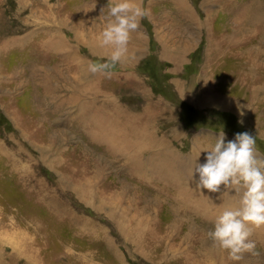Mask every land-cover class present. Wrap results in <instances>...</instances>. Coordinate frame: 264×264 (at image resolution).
Segmentation results:
<instances>
[{
    "label": "rangeland",
    "instance_id": "374dc122",
    "mask_svg": "<svg viewBox=\"0 0 264 264\" xmlns=\"http://www.w3.org/2000/svg\"><path fill=\"white\" fill-rule=\"evenodd\" d=\"M184 2L192 13L178 16L175 0H142L149 14L131 33L126 59L105 76L89 72L88 64L110 52L91 53L92 46L102 48L97 36L109 0H0V264H34L39 257L53 264H181L184 258H196L202 226L198 213L186 218L189 207L184 204L196 205V194L185 193L196 190L186 162L213 144V134L221 130L226 140L237 132L255 135L257 155L264 156V30L253 20L263 0ZM240 11L246 18L237 25L233 18ZM84 17L88 19L81 24ZM238 26L244 31L235 33ZM56 30L68 45L55 55L39 50L49 38L57 39ZM216 35L239 41L234 49H220L227 55L218 63L212 62L208 45ZM170 41L188 46L178 64L161 56L163 43ZM133 47L138 51L130 52ZM250 62L258 65L252 83L242 79ZM205 74L216 93L231 100L226 102L229 107L197 103ZM72 78L87 88V95L69 101L76 92ZM93 89L99 97L92 95ZM82 107L85 113L79 112ZM145 107L150 112L160 108V115L149 122L154 134L145 136L141 146L131 141L132 155L109 156L104 144L86 137L97 132L93 114L103 113L99 123L106 127L111 109L120 108L121 124L122 119L137 122ZM126 112L133 117L127 119ZM28 128L39 134L30 138ZM49 132L52 138L46 140ZM205 151L200 154L205 156ZM40 153L46 159L39 161ZM132 162L144 166V176L134 173ZM170 175L171 182L169 177L164 180ZM34 185L45 190L37 198L49 210L66 206L79 230L74 236L62 238V228L56 226L55 237L45 239L26 218L33 212L47 216L43 206L32 211L28 192ZM66 190L73 192L68 195ZM212 195L216 213L239 205V191L223 189L218 203L216 193ZM204 229L207 246L217 247L209 236L211 228ZM147 233L156 241L144 243ZM98 236L105 239L95 241ZM213 259L209 256L206 262Z\"/></svg>",
    "mask_w": 264,
    "mask_h": 264
},
{
    "label": "bare ground",
    "instance_id": "6f19581e",
    "mask_svg": "<svg viewBox=\"0 0 264 264\" xmlns=\"http://www.w3.org/2000/svg\"><path fill=\"white\" fill-rule=\"evenodd\" d=\"M177 2V5L178 7L184 9L185 11H190V9L188 8V6L186 5V3L184 2V0H175ZM228 1H232V0H228ZM172 2V1H171ZM250 3H253V1H251ZM182 9H179L177 8V13L180 14V15H183V10ZM245 8H240V10H244ZM246 10V9H245ZM191 12V11H190ZM192 13V12H191ZM242 13V14H240ZM240 14V15H239ZM184 16V15H183ZM196 17L191 16V19H193ZM246 18V13L244 11H240L237 13V15L233 18V21H235V23L237 25H240V22L241 20L245 19ZM88 18L84 17V19L82 20L81 24H85L86 21H87ZM254 21L255 20H259V22H261L260 26H262L263 30H264V0L262 2V7H261V10L259 12V17L258 18H254L253 19ZM244 27H240L238 26V28L234 29V32H242L244 31ZM57 32V30H56ZM215 36V35H214ZM217 36V35H216ZM228 36H220V37H212V39H210L208 41V45H209V50L211 51V57H212V62L214 63H218V60L220 58H222L223 56H226V54H223L222 52L219 53L220 49L222 50H228V49H234L236 48V44L239 42L238 40H235V39H229L227 38ZM54 37H51L49 38V43L46 42V46H44V48H42V44L40 45V42L42 41H37L36 44H37V48L38 47H41L39 48V50H45L47 52H50L52 53L53 55L56 54V51L58 48H65L66 44L65 43V40L64 38H62L58 32H57V39L54 41L53 39ZM35 44V43H34ZM40 46H39V45ZM68 45V44H67ZM77 45V44H76ZM91 47V46H90ZM91 49H93V51L91 53H95V52H98L100 49L101 50H108V48H99V47H96V46H92ZM165 50L167 51L168 50V44L165 45ZM44 51V52H45ZM171 52L167 54L166 58H170L173 62H175L176 64H178L181 59H182V55L180 54V52H173V49L170 50ZM40 52V51H39ZM232 53H236V52H232ZM242 53V52H241ZM213 54V55H212ZM39 55V54H38ZM163 55V54H162ZM41 56V55H40ZM234 56V55H233ZM41 59V58H40ZM222 60V59H221ZM39 62H44V60L41 59V61ZM245 64H248L247 62H245ZM248 66V65H247ZM257 64L256 63H253V62H250V67H248V72L249 73L248 75L245 74L246 76L242 77V79H245L246 78V81L249 80V82H254L255 80V77L253 76V73H254V70L257 69ZM240 72V71H239ZM76 73V71L74 72ZM244 74V73H243ZM234 76V75H233ZM243 76V75H242ZM232 76H230L231 78ZM53 79H55V77H52ZM233 78V77H232ZM68 79V78H67ZM72 89H74V87L76 86V92L73 90L72 91V97H71V100L69 99V101H73V99L75 98H79L80 96L82 95H87V88H80V86L74 84L75 83V79L72 78ZM203 79H205L206 81V85L203 84L202 86V89L200 90V100L197 101V103L200 105H211V106H214V105H219V106H223V107H227L228 106V101H231V100H228L226 97H220V95L218 93H216V89H215V85H213V83L211 81H209V77L207 76V74L204 75ZM236 79V78H235ZM233 79V80H235ZM63 80V79H62ZM69 80V79H68ZM208 80V81H207ZM241 80V79H240ZM257 80V78H256ZM242 82V81H241ZM260 82H261V85L260 86H263L264 87V81L260 79ZM248 83V82H247ZM258 84V83H257ZM247 85V84H246ZM69 86V84H68ZM89 86V87H88ZM87 87L90 89V84L88 85ZM242 86V85H241ZM248 86V85H247ZM178 88L180 89H183L180 86H178ZM177 88V89H178ZM249 88V86H248ZM252 88V87H251ZM261 89H264V88H261ZM262 91V90H261ZM99 91L98 90H94L92 91V95L95 96V97H99L98 96V93ZM182 91H178L179 94H181ZM204 93V94H203ZM249 94V93H248ZM91 95V94H90ZM183 95V94H181ZM252 95L254 97H256V91H254L252 93ZM235 96V95H234ZM250 96V95H249ZM263 96V95H262ZM70 97V96H69ZM187 97V96H186ZM238 97V96H237ZM251 97V96H250ZM264 97V96H263ZM68 98V96H67ZM80 99V98H79ZM86 99V98H85ZM186 99H191L190 96H188ZM228 100V101H227ZM66 101V100H65ZM251 101V100H250ZM86 102V101H85ZM90 102V101H89ZM65 103V102H64ZM69 103V102H68ZM71 103V102H70ZM88 103V102H87ZM226 103V104H225ZM251 103V102H250ZM76 104V103H75ZM81 104V103H80ZM225 104V105H224ZM61 107V104L58 105L57 108ZM88 107H89V104H88ZM229 107V106H228ZM239 109L242 107L244 111H247L243 106H241L239 104ZM237 107V108H238ZM250 107V106H249ZM62 108V107H61ZM61 108L59 109V111L61 110ZM82 110H80L79 112L80 113H85L86 112V108L82 107L81 108ZM112 110V111H111ZM110 110V124L109 126L106 125V127H103L102 126V123H99L100 121V118H101V115L103 113H95L93 114V120H94V125L96 126V130L97 132L94 133V135H90V132H89V135H86V137H89L90 141H94V142H101L102 144H104L106 146V150L108 151V155L109 156H118V155H122L123 157H128V155L126 154H130V150H132L131 147L133 146H130L132 143L131 141L133 139H136V142H137V147L138 146H141L139 145L141 143V140L145 137V136H150L152 134H154V132L150 131V125H149V122L155 117L157 118L160 114V108H154V111L153 112H150L148 110V107H145L143 108V113L141 115H139L137 118V122H128V121H123V119L121 120V124H120V108L117 109H111ZM105 117H106V114H104ZM148 115L150 116H153L152 118L149 117ZM84 117V116H82ZM133 116H131V114L129 112H126V118L127 119H130L132 118ZM145 120V121H144ZM98 122V123H97ZM86 121L84 122V125H85ZM88 123V122H87ZM84 125L82 127H84ZM88 126V125H87ZM100 128H103V131L100 130ZM29 129L28 128V131H26L25 134H27L30 138H34V135L36 134H39L38 131H32L29 132ZM116 129V130H115ZM121 129L125 130V131H121ZM42 132V131H41ZM50 133V132H49ZM92 133V132H91ZM261 135L264 136V134L262 133ZM51 133L50 135L47 133L46 135V140L48 139H51ZM28 137V138H29ZM38 137V136H37ZM45 137V136H44ZM42 139V138H41ZM44 140V139H43ZM36 141V140H35ZM39 141V140H38ZM45 141V140H44ZM43 141V142H44ZM50 141V140H49ZM157 140H155L156 142ZM34 142V141H33ZM48 142V141H47ZM50 143V142H48ZM52 143V142H51ZM166 143V141L164 142ZM42 144V143H41ZM38 145V144H37ZM40 146V145H39ZM49 146V145H48ZM46 148V147H45ZM143 148V147H141ZM64 150V149H63ZM203 150L201 149V152ZM39 152V151H38ZM43 152V151H42ZM46 152V151H45ZM52 152V151H50ZM50 152H48L47 154H49ZM56 154V152L54 153ZM63 154V153H62ZM69 153H67V157L69 156L68 155ZM47 156V155H46ZM63 156V155H62ZM198 155L196 156H193L189 159L188 162H186V171L189 173L192 171V168L195 167V161L197 159V161L199 162H204L205 160V156L203 154H200L198 157ZM40 157L39 158L40 160L39 161H42L43 159H46V157H44V154H41L40 153ZM64 157V156H63ZM9 160V158H7ZM56 159V157H55ZM59 160V159H57ZM53 161V160H52ZM71 161V160H70ZM56 162H60V161H56ZM64 162H65V159H64ZM63 162V163H64ZM10 163V162H9ZM51 163V162H50ZM54 163V162H52ZM66 163V162H65ZM133 163V166L131 167L134 171V173H140L142 176L145 175L144 171L142 170L144 167L143 165H141L142 167H139L140 164L136 163V162H132ZM69 164V163H68ZM58 166L60 167L61 165L58 164ZM64 166V165H63ZM70 166L71 165H67L65 166V169H70ZM84 166V165H82ZM92 166V165H91ZM151 166H154V165H151ZM50 167V166H49ZM81 167V166H80ZM72 168V167H71ZM90 168V167H89ZM156 168V169H155ZM154 170L158 171L159 169H157L158 167H155ZM56 169V168H55ZM58 169V167H57ZM85 169V168H84ZM74 170V169H73ZM12 171V170H10ZM86 171V170H85ZM65 172V171H64ZM20 174V173H19ZM62 174V173H61ZM21 175V174H20ZM25 175V174H23ZM176 175L179 176V173H177ZM20 177V176H18ZM169 177V182L172 181L173 179V176L170 175V176H165L163 177L164 180L167 181ZM21 178H23V176L21 175ZM41 179V178H40ZM19 181V180H18ZM166 181L164 182V184L166 183ZM167 182V183H169ZM39 183V182H38ZM151 188V182H147ZM163 185V184H162ZM153 186V185H152ZM195 187V186H194ZM35 189V190H33ZM196 190H191L189 192H185V193H194L196 195H194V201L196 203V205H191L190 202L188 203H185L184 204V207L187 206L189 207L188 210L186 212V218L187 219H191V213L195 214V213H198V217H199V223L200 225L202 226L201 230L199 231L198 233V248L196 250V258L193 260L192 258H184L182 259L184 262H182L181 264H264V226L263 227H258L256 229H253L252 228V231H251V236H250V239L254 240L255 241V249L252 251V252H246L244 255H243V258L240 260V261H232L231 259H229L227 253L221 249H219L218 247H208L207 246V242L208 240L205 239V237L207 236L202 230H205L204 228H206L207 226L210 227L211 229L213 228V225H214V219L215 217L219 214V213H216V209L214 208V206L212 205V198H213V195L212 193H216V197H215V201L218 203V200H217V197L219 196L220 192H210L209 190L207 189H203L200 191V189L198 188H194ZM33 191H30L28 192V198L32 201V211L34 209H38L39 206H43L44 209H42L43 211L45 210L47 216H45L46 218L40 216V214H36L33 212V214H28L26 215V218L30 221H32L35 225H36V230H38L39 233H43L46 235V238H49L51 240L52 236L53 238L55 237L54 235L57 234L56 232V226H58V229L59 228H62L61 232H60V236H62V238H66L65 236H74V231L76 232L78 229L76 228V226L74 225V221L73 220H70V216L69 214H67V210L65 209L66 206H63L61 205V210L58 209V208H54V205H52V209L50 208V210L48 209L49 206L47 205H44L43 203L39 202L38 201V196L39 194L45 190H43V188H41L39 185L36 186L34 185L33 188H32ZM69 192V193H68ZM73 192V191H71ZM70 191H65V193H68V195L71 193ZM75 193V192H74ZM47 194V193H46ZM59 194V193H58ZM89 194V193H88ZM41 196V195H40ZM64 196V195H63ZM72 196V195H71ZM193 196V195H192ZM191 196V197H192ZM192 201V199H190ZM55 202V201H53ZM193 202V201H192ZM67 204V203H66ZM216 205V204H215ZM218 206V205H217ZM69 209V208H68ZM52 217L53 219L52 220H48L47 221V217ZM260 229V230H259ZM259 230V232H258ZM79 231V230H78ZM88 234V233H87ZM64 235V236H63ZM146 238H142V240L144 241V243H149L148 241H156V238L154 236H151L150 233H147L146 235ZM95 241H98V242H101L103 241L105 238H102V237H94ZM48 241V240H47ZM213 246H216L215 244ZM211 256L213 257L214 259L211 260L212 263H207V258ZM35 258V257H34ZM36 259V258H35ZM49 260V259H48ZM181 260V259H180ZM8 261V260H7ZM52 261H55L54 259ZM45 262L44 264H53V262H47V259L45 260L44 258H41L39 257V259H36L35 263L34 264H41ZM8 263V262H7ZM11 264H13V261L10 262ZM178 263V262H177Z\"/></svg>",
    "mask_w": 264,
    "mask_h": 264
},
{
    "label": "clouds",
    "instance_id": "9594fccd",
    "mask_svg": "<svg viewBox=\"0 0 264 264\" xmlns=\"http://www.w3.org/2000/svg\"><path fill=\"white\" fill-rule=\"evenodd\" d=\"M148 14L142 0H109L97 42L110 52L100 61H90L88 71L111 76V70L126 56L131 33ZM213 135L215 142L202 149L206 150L205 160L201 163L196 159L191 177L200 191L240 192L239 205L221 211L209 231L213 243L229 259L240 261L255 249V241L250 239L252 228L264 226V156L257 155L255 135L248 131L237 132L230 140L222 130Z\"/></svg>",
    "mask_w": 264,
    "mask_h": 264
},
{
    "label": "crops",
    "instance_id": "0c3cea01",
    "mask_svg": "<svg viewBox=\"0 0 264 264\" xmlns=\"http://www.w3.org/2000/svg\"><path fill=\"white\" fill-rule=\"evenodd\" d=\"M178 8V7H177ZM182 9V8H181ZM183 10V12H185V10L184 9H182ZM178 16H183V15H180V14H178ZM185 16V15H184ZM90 20V19H89ZM168 44V50L166 51L165 50V45H167ZM133 46V45H132ZM188 46L186 45V44H183V45H178V43L177 44H171V41L170 42H165V43H163V45H162V52H161V56L163 57V58H165V59H170V58H166V56H167V54L168 53H170L171 51V49H173V52H182V53H184V51L186 50V48H187ZM137 48V47H136ZM135 47H133L131 50H129L130 52H134L135 53V51L134 50H136V51H138V48L136 49ZM99 54V52H95V53H93V54ZM181 53V54H182ZM163 54V55H162ZM124 59H126V56H125V58ZM171 60V59H170Z\"/></svg>",
    "mask_w": 264,
    "mask_h": 264
}]
</instances>
